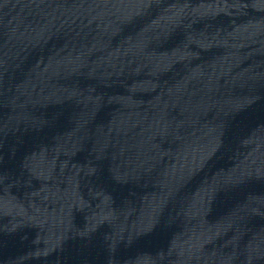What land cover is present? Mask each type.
Instances as JSON below:
<instances>
[{"label":"water","instance_id":"obj_1","mask_svg":"<svg viewBox=\"0 0 264 264\" xmlns=\"http://www.w3.org/2000/svg\"><path fill=\"white\" fill-rule=\"evenodd\" d=\"M0 264H264V0H0Z\"/></svg>","mask_w":264,"mask_h":264}]
</instances>
